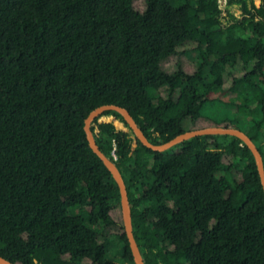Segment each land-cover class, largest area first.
Instances as JSON below:
<instances>
[{
  "label": "trees",
  "instance_id": "obj_1",
  "mask_svg": "<svg viewBox=\"0 0 264 264\" xmlns=\"http://www.w3.org/2000/svg\"><path fill=\"white\" fill-rule=\"evenodd\" d=\"M104 104L153 144L237 128L264 168V0H0V255L13 264H135L84 130ZM100 116L90 129L124 179L144 264H264V192L241 139L153 151L117 111Z\"/></svg>",
  "mask_w": 264,
  "mask_h": 264
},
{
  "label": "water",
  "instance_id": "obj_2",
  "mask_svg": "<svg viewBox=\"0 0 264 264\" xmlns=\"http://www.w3.org/2000/svg\"><path fill=\"white\" fill-rule=\"evenodd\" d=\"M104 110H115L118 113H120V115L123 118V121L121 122L124 124L125 127H127L131 131L135 141H139L142 145L150 148L153 151H164L183 140L203 134H230L238 137L247 145V147L250 149V151L253 154L257 166L260 183L264 192V168H263L261 154L256 144L252 141V139L245 132L237 128L221 127V126L205 127V128L179 133L162 144H153L147 139L141 128L137 125L135 119L132 117V115L125 107L116 104H104L94 108L92 111L89 112V114L84 120V130H85L86 138L93 152L99 157V159L109 170L112 178L116 182L117 187L119 189L124 228L135 264H144V262L132 232L131 212L127 197L125 182L115 163L100 150L98 144L95 141L93 133L90 129V124L92 120L100 116V114ZM0 264H13V263L0 255Z\"/></svg>",
  "mask_w": 264,
  "mask_h": 264
},
{
  "label": "rangeland",
  "instance_id": "obj_3",
  "mask_svg": "<svg viewBox=\"0 0 264 264\" xmlns=\"http://www.w3.org/2000/svg\"><path fill=\"white\" fill-rule=\"evenodd\" d=\"M224 1L225 0H220V5L222 7H224ZM231 11L234 12L235 14H239L240 10L238 9L237 6H231ZM190 59H192V54L190 55ZM213 93H218L221 95V97L226 98V99H237V93H230V92H222L219 90H216V92L214 91ZM110 116L107 115H102L99 117L100 120H105V119H109ZM116 124L118 126L119 129H122L124 131H130L127 127L124 126V124L121 121H116ZM118 240L116 239V237H111L110 238V243L107 249V254L111 257H113L114 259H119V252H120V246H118Z\"/></svg>",
  "mask_w": 264,
  "mask_h": 264
},
{
  "label": "crops",
  "instance_id": "obj_4",
  "mask_svg": "<svg viewBox=\"0 0 264 264\" xmlns=\"http://www.w3.org/2000/svg\"><path fill=\"white\" fill-rule=\"evenodd\" d=\"M254 2L256 3V4H258L259 3V0H254ZM111 119L109 118V119H105L104 121H110ZM114 125H115V127L117 128V129H119L118 128V126H117V124H116V121L114 122Z\"/></svg>",
  "mask_w": 264,
  "mask_h": 264
},
{
  "label": "built area",
  "instance_id": "obj_5",
  "mask_svg": "<svg viewBox=\"0 0 264 264\" xmlns=\"http://www.w3.org/2000/svg\"><path fill=\"white\" fill-rule=\"evenodd\" d=\"M114 149H115V148L113 147V149H112V151H111V154H112L113 158L116 159V154H115Z\"/></svg>",
  "mask_w": 264,
  "mask_h": 264
}]
</instances>
